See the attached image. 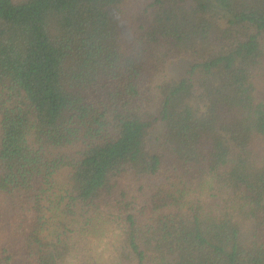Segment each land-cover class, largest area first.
<instances>
[{
  "label": "trees",
  "instance_id": "obj_1",
  "mask_svg": "<svg viewBox=\"0 0 264 264\" xmlns=\"http://www.w3.org/2000/svg\"><path fill=\"white\" fill-rule=\"evenodd\" d=\"M83 260L264 264V0H0V264Z\"/></svg>",
  "mask_w": 264,
  "mask_h": 264
},
{
  "label": "rangeland",
  "instance_id": "obj_2",
  "mask_svg": "<svg viewBox=\"0 0 264 264\" xmlns=\"http://www.w3.org/2000/svg\"><path fill=\"white\" fill-rule=\"evenodd\" d=\"M184 65H185L184 61H181V60L175 61L169 66V68H167V71L169 74H172V75L175 74L176 75L179 73V71L182 70ZM83 261H84V264H87V262L85 260H83ZM88 264H90V263H88Z\"/></svg>",
  "mask_w": 264,
  "mask_h": 264
}]
</instances>
